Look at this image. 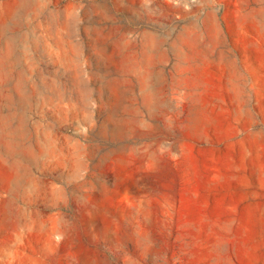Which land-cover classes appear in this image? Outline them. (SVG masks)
Returning a JSON list of instances; mask_svg holds the SVG:
<instances>
[{"label":"rangeland","instance_id":"1","mask_svg":"<svg viewBox=\"0 0 264 264\" xmlns=\"http://www.w3.org/2000/svg\"><path fill=\"white\" fill-rule=\"evenodd\" d=\"M0 264H264V0H0Z\"/></svg>","mask_w":264,"mask_h":264}]
</instances>
